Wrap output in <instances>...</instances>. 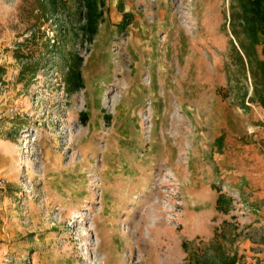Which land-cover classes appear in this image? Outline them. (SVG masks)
Here are the masks:
<instances>
[{
    "label": "rangeland",
    "instance_id": "rangeland-1",
    "mask_svg": "<svg viewBox=\"0 0 264 264\" xmlns=\"http://www.w3.org/2000/svg\"><path fill=\"white\" fill-rule=\"evenodd\" d=\"M42 1L0 0V264H187L211 241L264 264V77L232 49V0H105L93 41L82 0Z\"/></svg>",
    "mask_w": 264,
    "mask_h": 264
},
{
    "label": "trees",
    "instance_id": "trees-1",
    "mask_svg": "<svg viewBox=\"0 0 264 264\" xmlns=\"http://www.w3.org/2000/svg\"><path fill=\"white\" fill-rule=\"evenodd\" d=\"M59 0H43L40 9L46 12H56ZM84 6L83 24L80 25V33L93 41L99 32V26L105 16V0H82ZM123 8V7H122ZM130 13L123 10V21L120 23L124 28ZM230 31L232 49L236 52L241 66L255 65L264 77V0H232L230 6ZM75 36L65 29L60 34V39L53 45L50 56L51 63L59 65L62 70L64 88L71 94L85 87L84 77L81 71L82 59L70 47L71 41L75 42ZM237 43V44H236ZM262 46L263 58L260 59L258 47ZM259 102L264 106V95H259ZM217 191L216 210L229 214L235 198L223 190L221 186H213ZM186 242L183 243L186 246ZM187 252V264H238L239 255L228 247L211 241L207 247H183Z\"/></svg>",
    "mask_w": 264,
    "mask_h": 264
},
{
    "label": "bare ground",
    "instance_id": "bare-ground-1",
    "mask_svg": "<svg viewBox=\"0 0 264 264\" xmlns=\"http://www.w3.org/2000/svg\"><path fill=\"white\" fill-rule=\"evenodd\" d=\"M168 117V116H167ZM163 193L158 189V191H157V196L159 195V196H161ZM161 204V203H160ZM131 233V232H130ZM130 233H128V234H130ZM129 236V235H128ZM130 236H132V234H130Z\"/></svg>",
    "mask_w": 264,
    "mask_h": 264
},
{
    "label": "crops",
    "instance_id": "crops-1",
    "mask_svg": "<svg viewBox=\"0 0 264 264\" xmlns=\"http://www.w3.org/2000/svg\"><path fill=\"white\" fill-rule=\"evenodd\" d=\"M254 264H256V263H254ZM259 264H262V261H260V263Z\"/></svg>",
    "mask_w": 264,
    "mask_h": 264
}]
</instances>
